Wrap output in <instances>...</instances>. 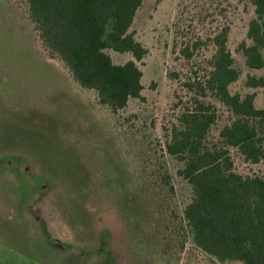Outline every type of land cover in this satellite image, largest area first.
Here are the masks:
<instances>
[{"label":"rangeland","instance_id":"1","mask_svg":"<svg viewBox=\"0 0 264 264\" xmlns=\"http://www.w3.org/2000/svg\"><path fill=\"white\" fill-rule=\"evenodd\" d=\"M251 17L245 0H143L130 27L147 48L141 98L113 113L42 46L25 0H0V264H241L192 244L180 223L190 188L163 143L184 82L202 75L224 26L240 71L230 90L255 91L264 108V88L244 84L264 68H247L238 48ZM214 104L221 125L227 112ZM231 158L264 177V159Z\"/></svg>","mask_w":264,"mask_h":264},{"label":"trees","instance_id":"2","mask_svg":"<svg viewBox=\"0 0 264 264\" xmlns=\"http://www.w3.org/2000/svg\"><path fill=\"white\" fill-rule=\"evenodd\" d=\"M252 9L246 37L238 48L251 70L264 68V0H245ZM42 46L58 57L82 87L115 113L130 98H141L146 53L130 27L143 0H25ZM229 27L211 38L213 51L191 81L186 99L166 129L164 152L178 163L177 175L190 188L180 223L193 245L214 259L264 264V177L235 171L231 150L251 164L264 159V108L255 91L232 92L240 76L227 47ZM181 49L185 58L192 50ZM106 49L129 52L133 59L114 63ZM247 88H264V76L248 74ZM211 98L212 101H208ZM215 102L227 112L217 125ZM216 133H214V132ZM216 134V135H215Z\"/></svg>","mask_w":264,"mask_h":264}]
</instances>
